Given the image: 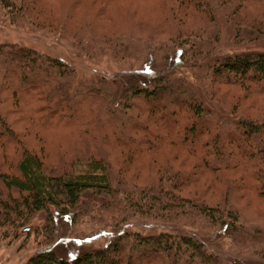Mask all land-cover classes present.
<instances>
[{
	"label": "trees",
	"instance_id": "1",
	"mask_svg": "<svg viewBox=\"0 0 264 264\" xmlns=\"http://www.w3.org/2000/svg\"><path fill=\"white\" fill-rule=\"evenodd\" d=\"M0 1L11 21H31L75 43L95 37L117 59L142 66L133 72L138 78L104 76L72 90L76 72L69 64L19 45L0 46V107L10 92L29 119L44 112L45 122L80 114L90 138L52 164L42 148L24 145L14 169L0 176L3 235L27 229L44 214L36 233L47 243L26 264H217L213 248L194 234L125 231L101 248L69 247L55 241L58 217L75 224L115 212L122 224L157 220L195 232L250 235L235 197L249 191L245 184L252 180L264 203V164H253L254 154L264 156V105L240 107L248 85H257L248 97L264 99V53L216 54L219 33L214 29L216 13L224 12L229 22L240 24L238 34L244 24L264 34V0H167L162 17L124 26L106 18L112 26L102 34L93 21L105 13L109 0H94L100 10L81 26L71 13L81 0H72L71 8H61L59 0ZM20 131L13 132L7 110L0 108V142L18 140L29 127ZM167 140L198 160L168 161L145 177L136 169L125 178L132 156L140 149L152 152ZM112 142L123 147L127 162H115ZM224 169L236 173L225 177ZM208 170L214 178L200 189L196 183ZM220 179L228 182L222 192L214 183Z\"/></svg>",
	"mask_w": 264,
	"mask_h": 264
},
{
	"label": "rangeland",
	"instance_id": "2",
	"mask_svg": "<svg viewBox=\"0 0 264 264\" xmlns=\"http://www.w3.org/2000/svg\"><path fill=\"white\" fill-rule=\"evenodd\" d=\"M13 1L19 5L20 0ZM165 2L168 1L109 0L105 13L94 17L93 28L98 34H102L112 26V22L124 26L130 20L136 22L138 20H152L157 15L162 17ZM72 3V0H59L61 8H71ZM100 7L99 1L81 0L71 13L75 22L81 26L89 22V19L100 10ZM226 16L228 17L224 12L216 13L214 31L219 33L218 52L216 54L264 53V34L254 32L250 27H245V24L242 25V31L238 34L240 24L235 22L236 26L235 23L229 22ZM106 18L112 22L105 20ZM214 31L212 30L211 33L215 34ZM9 44L33 49L72 66L76 72V81L71 86L72 90H75L76 86L81 83L84 84L104 76L116 77L121 73H126L122 77L123 80L131 77L138 78L133 72L141 70L142 67L141 64H136L134 69L128 59H117L112 51L108 47H103L95 37H86L82 42L75 43L61 33L41 28L37 24H32L31 21H11L7 16V10L0 1V46ZM220 81L223 82V80ZM256 87V84L245 87L244 90L247 93L245 99L247 101H243L241 110H246L247 105L252 102L256 108H261L264 105L262 97L256 98L255 95L248 97L254 92L253 90L257 89ZM5 95L7 100L0 108L7 110L13 132H21L23 126L29 127V131L20 135L18 140L8 138L0 142V176L14 169L15 162L24 145L42 148L47 157V164H52L63 156L68 157L89 142L90 138L85 135L82 123L79 121L80 114L72 117V119L54 118L50 122H45L48 114L44 112L40 117L38 114V116L29 119L26 116V110L15 106V101H13L10 92H6ZM33 104L38 107L44 106L41 103ZM183 118L184 120L187 119V117ZM91 128L95 129L93 126ZM97 130L93 131L95 134L92 136L96 144H99L97 143ZM110 145L115 162H122L123 160L127 162L126 155L122 150L123 147L113 142ZM195 155H190L188 151L181 150L178 144L167 140L162 147L153 149L152 152L140 149L136 155L128 160V172L124 176L131 178L132 173L136 169H140L141 175L145 177L146 173L149 174L161 164L166 165L168 161H172L173 164L181 160H187L186 162L197 161L198 158ZM253 159V164H264V156L262 155L254 154ZM234 173L236 172H232L231 169H224L225 177H232ZM213 178L214 173L208 170L196 183V186L201 189L205 187L208 180ZM214 183L219 192L224 191L228 186L226 179H220ZM245 185L249 191L238 194L235 197V205L243 222L249 225L250 235L246 237L225 235L221 231L213 230L195 232L191 228L164 224L157 220H132L122 224L119 216L115 212H110L93 217H83L75 224L68 217H58L55 241H63L62 244L64 243L69 247L74 244L79 249L87 250L90 247L93 249L101 248L112 237L125 231L146 234L161 232H172L179 235L194 234L213 248L217 264H264V203L253 188L254 181L250 180ZM0 187H3L1 177ZM43 217L44 214L40 213L31 226L24 230L20 229L14 234L7 232L3 235V231L0 232V264H26L38 250L44 247L47 240L36 233V229L43 223ZM253 226L254 228H252Z\"/></svg>",
	"mask_w": 264,
	"mask_h": 264
}]
</instances>
